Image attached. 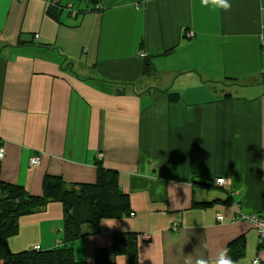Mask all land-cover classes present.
I'll use <instances>...</instances> for the list:
<instances>
[{
	"label": "crops",
	"instance_id": "0c3cea01",
	"mask_svg": "<svg viewBox=\"0 0 264 264\" xmlns=\"http://www.w3.org/2000/svg\"><path fill=\"white\" fill-rule=\"evenodd\" d=\"M66 2L76 13L56 21L46 0H0L1 179L40 195L46 175L71 186L95 183L98 165L116 171L129 214L74 243L87 264L114 232L148 236L138 264L225 248L235 264H264V236L237 220L264 209V0H229L227 12L200 0ZM218 177L220 188L205 186ZM62 227L49 203L20 218L9 248L52 247Z\"/></svg>",
	"mask_w": 264,
	"mask_h": 264
},
{
	"label": "trees",
	"instance_id": "16d2710c",
	"mask_svg": "<svg viewBox=\"0 0 264 264\" xmlns=\"http://www.w3.org/2000/svg\"><path fill=\"white\" fill-rule=\"evenodd\" d=\"M46 1V12L56 21H59L58 12L63 8L72 14L76 13L70 8L71 3H61V0ZM97 9L99 7L95 6L94 9L86 8L79 11L89 12ZM144 56L146 55L143 54L142 57ZM152 67L150 60L146 59L143 66L144 74L149 75L153 72ZM232 83H241V81L234 80ZM179 97L175 91L169 93L171 101H177ZM196 183H198L197 180L193 179L192 185L195 186ZM204 184L210 187H221L215 183V180L213 183ZM42 186V194L33 195L23 186L6 183L0 177V264H87L83 257L77 258L74 243L96 234L100 221L129 214V198L120 188L116 171L100 165L97 166V179L93 184L68 186L60 177L46 175ZM220 201L218 199L210 202L194 201L192 207L207 208ZM49 203H59L63 209L61 241L48 248L41 245L17 252L10 250L8 240L18 233L20 218L44 210ZM263 212L264 209L259 213H242L259 215ZM139 236V233L132 232L112 233L111 244L95 250L94 263L116 264V257L125 255L128 258V264H138Z\"/></svg>",
	"mask_w": 264,
	"mask_h": 264
},
{
	"label": "built area",
	"instance_id": "2783aa9c",
	"mask_svg": "<svg viewBox=\"0 0 264 264\" xmlns=\"http://www.w3.org/2000/svg\"><path fill=\"white\" fill-rule=\"evenodd\" d=\"M263 15H264V8H263ZM185 35L187 37H192L193 32L192 31H186ZM260 43H261L262 53L264 54V24L261 25ZM140 55L142 56L143 53ZM4 155H5L4 148L0 146V160L3 159ZM29 164L31 166H37L39 164L38 156H32L30 158ZM223 182L225 183V179L222 177H218L215 179V183L218 185H223L224 184ZM216 219L217 220H223V216L220 214H217ZM237 220L249 224L258 232L259 235L264 236V212L260 213L259 215L244 214V213L240 212L237 216ZM139 238H140V240H145L148 238V236L141 234L139 236ZM252 263L257 264L258 259L257 258L253 259Z\"/></svg>",
	"mask_w": 264,
	"mask_h": 264
},
{
	"label": "clouds",
	"instance_id": "9594fccd",
	"mask_svg": "<svg viewBox=\"0 0 264 264\" xmlns=\"http://www.w3.org/2000/svg\"><path fill=\"white\" fill-rule=\"evenodd\" d=\"M202 7L210 8L213 11L223 10L227 12L231 8L229 0H200ZM133 214V213H132ZM185 264H235L227 254V249H221L214 258L205 259L203 257L186 256Z\"/></svg>",
	"mask_w": 264,
	"mask_h": 264
},
{
	"label": "rangeland",
	"instance_id": "374dc122",
	"mask_svg": "<svg viewBox=\"0 0 264 264\" xmlns=\"http://www.w3.org/2000/svg\"><path fill=\"white\" fill-rule=\"evenodd\" d=\"M223 183H224V182H223ZM223 183H222V184H223Z\"/></svg>",
	"mask_w": 264,
	"mask_h": 264
}]
</instances>
